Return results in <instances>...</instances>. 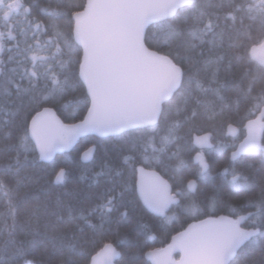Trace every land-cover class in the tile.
Instances as JSON below:
<instances>
[{
  "label": "snow or ice",
  "instance_id": "snow-or-ice-1",
  "mask_svg": "<svg viewBox=\"0 0 264 264\" xmlns=\"http://www.w3.org/2000/svg\"><path fill=\"white\" fill-rule=\"evenodd\" d=\"M225 62L227 69L246 67L238 83H221ZM53 109L87 115L65 124ZM241 109L243 131L227 124L239 135L224 169L229 194L240 200L217 196L210 208L198 200L196 180L184 188L178 177L173 193L168 181L146 172L173 159L180 171L184 162L171 151L180 130ZM87 131L128 137L131 187L113 183L95 206L35 202L27 190L39 163ZM211 139L209 133L195 142L212 148ZM64 178L60 169L56 181ZM198 179L209 180L204 160ZM137 188L140 207L128 199ZM0 193L8 205L0 219V264H147L132 250L128 260L116 259L123 239L96 248L98 238H118L129 221L140 233L153 231L157 219L149 213L163 226L183 228L167 248L145 253L152 264H264V0H48L46 6L0 0ZM223 210L229 214L218 215ZM186 217L197 222L184 227Z\"/></svg>",
  "mask_w": 264,
  "mask_h": 264
},
{
  "label": "trees",
  "instance_id": "trees-1",
  "mask_svg": "<svg viewBox=\"0 0 264 264\" xmlns=\"http://www.w3.org/2000/svg\"><path fill=\"white\" fill-rule=\"evenodd\" d=\"M42 6H46L48 0H39ZM253 39L259 41L261 39L260 34L253 32ZM244 44L250 42L243 37L240 38ZM227 38H225V47L227 46ZM207 49V45L205 46ZM246 71V67H232L227 69V62H225V68L221 71V83L233 81L239 82L241 76ZM201 79L206 83L208 74L201 72ZM77 98H81V93H75ZM208 99H213L210 95ZM57 115L66 123H74L81 120L86 114V110L76 109L75 117H69L66 112L62 113L54 109ZM35 113H33L34 115ZM258 114V113H257ZM256 114V115H257ZM243 115V109L239 114L231 115L230 117L216 118L215 120L197 119L196 121L186 124L179 132V142L176 147L172 148V152L178 153L180 159L183 160L185 167L180 171H176L177 161L175 159L167 162L166 167L153 166L149 169H155L159 171L164 177H166L176 190V180L181 178L183 180V187H187L188 180H196L197 185L200 188L198 194V200L202 203L207 201L209 207H214L215 198L219 196L226 202L238 201L241 198L235 195H230L228 190V181L230 175H226L223 168L231 166L232 162L229 160L228 152H220L216 154H209L207 156L208 161V176L209 180L201 182L198 179V172L200 167L197 164H193V152L195 151L192 145V137L194 134H202L210 132L216 141L224 139V128L228 124L229 120L232 124L242 127L241 116ZM255 117V116H253ZM252 117V118H253ZM243 121V123H245ZM128 137H121L120 135H114L109 137H95L88 135L81 138L78 143L69 152L56 155L52 161L45 163L40 162L36 171L37 180L36 183L27 191L31 196L36 197L37 203L41 205L45 202L50 205L55 202L57 198L64 201H70L77 206H95L102 203L103 198L108 194V189L113 186V183L118 185L127 184L130 188L133 177L131 176V165L125 163V157L130 156L127 150L125 140ZM86 154V158L84 157ZM38 156V154H37ZM228 165V166H227ZM258 166V165H257ZM137 168L140 165H136ZM238 170L247 171L241 165H236ZM64 170L65 178L63 182L58 183L56 181V174ZM104 172V175H100ZM116 172H120L121 176H116ZM136 179V177H135ZM214 188L223 189L221 192H215ZM120 188L117 187V193ZM129 200H133V203L140 207V203L137 194L135 197H128ZM235 206V205H233ZM121 211L125 209L121 208ZM8 213L7 199L3 193H0V219H3ZM219 214L228 215L227 210L219 211ZM134 218L135 211L131 214ZM149 216L156 217L151 213ZM170 219H175V210L167 212ZM203 218V217H201ZM157 219V227L147 233L146 235L138 232L134 223L122 224L120 227L119 237L109 236L108 240L97 239L99 247L96 248V252L103 247V244L111 240L114 243H118L119 239H123L124 243L120 244L118 250L121 252V256L117 260L126 261L130 258V250L135 252L134 259L141 262H147L144 257L145 252L155 247H161L168 243L170 237L177 231L183 229L180 224H169L163 226L159 223L160 218ZM186 220V222H184ZM193 221L190 217H186L181 220L184 227ZM11 218H8V223L11 224ZM96 222V221H94ZM115 225H112L115 230ZM154 237V238H149ZM95 252H93V255ZM254 259L259 260V256H255Z\"/></svg>",
  "mask_w": 264,
  "mask_h": 264
},
{
  "label": "water",
  "instance_id": "water-1",
  "mask_svg": "<svg viewBox=\"0 0 264 264\" xmlns=\"http://www.w3.org/2000/svg\"><path fill=\"white\" fill-rule=\"evenodd\" d=\"M257 54H261L260 52H259V50H258V52H257ZM54 110V109H53ZM55 111V110H54ZM35 115V114H34ZM56 115H57V113H56ZM87 115V112H86V114L84 115V116H86ZM259 115V113L257 114V116ZM58 116V115H57ZM59 117V116H58ZM60 118V117H59ZM256 118V116L255 117H253L252 119H255ZM61 119V118H60ZM62 120V119H61ZM82 120V119H81ZM81 120H79V121H77V122H74V123H66V122H64L63 120V123H65V124H79L80 122H81ZM30 122V121H29ZM246 123H247V121H246ZM234 127V126H233ZM235 129H237L236 127H234ZM237 132H230L229 131V129H228V127H227V131H226V135H230V136H234L235 134H236ZM207 134H209V133H205V134H200V135H197V134H195V135H193V137H192V143H193V145L195 146V147H197V148H199V149H201L200 148V146L195 142V138L196 137H203V136H205V135H207ZM88 135H93V136H96V137H109V136H114V135H117V134H105V135H102V134H100V133H98V132H94V131H87V132H83V133H81L80 135H78V136H76L75 137V139L73 140V142L68 146V147H66V148H63V149H60V150H58V151H56L54 154H53V157H52V160H53V158L56 156V155H58V154H62V153H66V152H69V151H71L72 149H73V147L78 143V141L81 139V138H83V137H86V136H88ZM204 148H208V147H204ZM38 154V153H37ZM198 156V155H197ZM84 157L86 158V155H84ZM51 160V161H52ZM48 162H50V161H47V162H45V163H48ZM146 172H149V173H151V172H154V173H156V175H158V176H160L163 180H166V181H168L167 179H165L158 171H156V170H150V169H146ZM146 179H150V177H146ZM136 180L137 181H139V173H137V175H136ZM168 184L170 185V188H171V191H172V186H171V184H170V182L168 181ZM136 193H137V196H138V198H139V200H140V202L142 203V205H143V200H142V198H141V196H140V193H139V190H138V188H137V190H136ZM152 214H154V215H157V214H155V213H152ZM220 215H223V214H220ZM158 216V215H157ZM207 217H204L203 219H206ZM233 218H235V217H233ZM195 222H197V221H192V222H190V223H195ZM189 223V224H190ZM188 225V224H187ZM187 225H186V227H187ZM183 230V229H182ZM181 230V231H182ZM177 233H175L173 236H175ZM172 236V237H173ZM172 237H171V239H170V241L167 243V244H165L164 246H161V247H156V248H153V249H163V248H167L168 247V245H170L171 243H172ZM153 249H150V250H153ZM150 250H148V251H150ZM100 250H98L97 252H99ZM119 251V250H118ZM148 251H146L145 253H147ZM95 255V254H94ZM176 255H178L177 257H176ZM144 257H145V259L150 263V264H152V262H151V260L146 256V255H144ZM119 257H117L116 259H118ZM173 258L174 259H179L180 258V256H179V253H173Z\"/></svg>",
  "mask_w": 264,
  "mask_h": 264
},
{
  "label": "flooded vegetation",
  "instance_id": "flooded-vegetation-1",
  "mask_svg": "<svg viewBox=\"0 0 264 264\" xmlns=\"http://www.w3.org/2000/svg\"><path fill=\"white\" fill-rule=\"evenodd\" d=\"M246 123V122H245ZM233 126L234 127H236L237 129H239L240 131H243V129H242V127L240 128V127H238V126H236V125H234L233 124ZM226 131H227V125L225 126V128H224V139L225 140H219V141H216L214 138H213V136H212V134L210 133V132H206V133H210L211 134V143H212V145H213V147L212 148H203V149H199V148H197V147H195L194 145H193V143H192V145H193V147H194V149H195V151L193 152L194 154H193V164H197L199 167H200V161L201 160H204V161H206L207 162V164H208V161H207V156L209 155V154H216V153H220V152H228V154H229V160L231 161V152L233 151V149L231 148V145H232V143L234 142V136H236V135H239V131H237V133L234 135V136H230V135H226ZM205 134V133H204ZM239 142L240 141H235V143H237V145L239 144ZM221 145H223L224 147H223V150H219L220 149V146ZM199 154V155H198ZM198 155V156H197ZM232 162V161H231ZM228 166V165H227ZM225 168H229V167H225ZM225 168H223V170L225 169ZM153 170H155V169H153ZM159 172V171H158ZM160 173V172H159ZM161 174V173H160ZM162 175V174H161ZM163 176V175H162ZM164 177V176H163ZM165 179H167L166 177H164ZM230 179H231V176H230ZM168 180V179H167ZM169 181V180H168ZM170 182V181H169ZM170 184H171V182H170ZM172 186V185H171ZM176 190L175 189H173V187H172V192L174 193ZM137 194V193H136ZM138 197V196H137ZM139 199V198H138ZM140 201V200H139ZM141 203V202H140ZM142 204V203H141ZM143 206V205H142ZM171 207V206H170ZM152 214V213H151ZM152 215H154V214H152ZM220 215V214H219ZM225 215V214H224ZM154 216H156V217H158L157 215H154ZM179 231H181V230H179ZM177 233V232H176ZM175 234V233H174ZM173 234V235H174ZM172 235V236H173ZM171 236V237H172ZM170 237V238H171Z\"/></svg>",
  "mask_w": 264,
  "mask_h": 264
}]
</instances>
